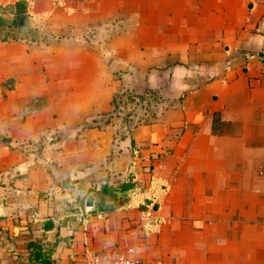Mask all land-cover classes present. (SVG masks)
Instances as JSON below:
<instances>
[{"label":"crops","instance_id":"0c3cea01","mask_svg":"<svg viewBox=\"0 0 264 264\" xmlns=\"http://www.w3.org/2000/svg\"><path fill=\"white\" fill-rule=\"evenodd\" d=\"M19 1L36 35L0 43V220L17 231L19 216L44 233L53 218L48 233L63 239L53 264H81L86 252L107 247H135L142 264H264V0H0V7ZM116 59L130 73L140 63L146 78L157 74L159 88L173 92L159 122L119 140L108 126H89L113 110ZM157 62L180 64L167 73ZM26 101L45 106L23 117ZM103 165L120 180L111 185L133 173L144 190L104 218L86 219L93 209L79 206L86 196L69 201L79 213L62 216L65 184L90 188ZM146 200L157 204L161 225L133 240ZM28 256V248L0 247L5 264Z\"/></svg>","mask_w":264,"mask_h":264},{"label":"rangeland","instance_id":"374dc122","mask_svg":"<svg viewBox=\"0 0 264 264\" xmlns=\"http://www.w3.org/2000/svg\"><path fill=\"white\" fill-rule=\"evenodd\" d=\"M5 18L7 21V26L2 31L3 39H6V42L20 40L21 38L17 33V26L13 24L15 19L13 18V15H8ZM121 47H123V45H121ZM112 64L113 65L109 69L110 80H115L117 82V91L113 97V110L110 114L104 115L103 117L101 116V118L96 120L94 123L89 124V126H94L96 128L108 126L111 131L116 134L117 140L122 138L128 139L129 135L134 130L139 129L140 126H153L161 120V118L164 116V112L170 110L173 107V92L171 90L168 91L164 90L163 88H159L163 84V79L158 77L157 74L153 73L155 74L154 77L146 78L144 72L140 71V63L133 67V72L131 73L127 72V63H122L116 59V61ZM157 64L159 66V68H157L158 70L164 69V71L168 73L170 71H174L173 69H176V65L180 63L157 62ZM181 64L187 65V63ZM188 68H194L196 72L199 71L195 65H192ZM167 80L168 79L166 78L165 81ZM6 88H10V85H7ZM19 105H23L25 108L24 114H22V116L24 115L23 117H25L27 112H30V110L35 111L36 108L35 106H33V108L30 106L31 101L21 102ZM40 105H43V102H41ZM121 142L122 141H119L120 148L122 149L121 153H123L125 148L123 146L124 144ZM126 143V152L128 154L130 147L128 141H126ZM134 147L135 145L133 143V149L131 148L132 151L135 150L136 147ZM110 161L111 160L109 159V162ZM101 171H103V178L92 182L90 188H87V183H85L83 180L75 182L69 181L65 184V189L68 191L67 193L70 197L68 196L67 200H64L65 203L61 207L64 210V214H62V216L71 215L76 211L78 213L80 212L79 210L73 209L74 204L78 205V203H75L76 197L78 200L82 197L84 198L88 191L100 189L102 183L108 182L109 184H117L120 181L117 180V182H115L111 179L109 174H105L104 165L102 166ZM115 177L118 179L117 176ZM71 199L75 201L73 204L69 202ZM96 200L97 202H100L99 197L97 198L95 194V201ZM88 210L90 211L91 209ZM71 219L73 218H70V220ZM22 221L23 218H19V216L13 219V225L17 229V231H13L11 221L5 222L0 220V247L5 243L6 245L9 244L11 248H18L22 251L27 248V245L30 241H34L45 250H49L53 246L55 238L58 234L57 231L51 234H44L40 232L41 228L39 226V222H28L29 225L26 226L22 225ZM11 233H14L13 237L18 236V238H15L16 241L10 238ZM8 240L9 242L7 243ZM15 262L17 263L16 260ZM0 263L5 264L1 258Z\"/></svg>","mask_w":264,"mask_h":264},{"label":"trees","instance_id":"16d2710c","mask_svg":"<svg viewBox=\"0 0 264 264\" xmlns=\"http://www.w3.org/2000/svg\"><path fill=\"white\" fill-rule=\"evenodd\" d=\"M24 4V1H19L15 4ZM6 15H0V43L6 42V39L2 37V31L7 26ZM13 24L16 25V20L14 19ZM45 106V105H43ZM35 110H40L42 105L37 103L35 105ZM143 184L135 180V175L133 173H128L125 181L119 186H113L111 184L102 183L99 190H90L87 192L85 199L80 201L79 206L85 210L86 200L91 193H95L97 198L99 197L100 202L95 203L94 208L87 215L86 219L90 217L104 218L106 215L118 213L120 211L127 210L130 207L132 200L144 190ZM40 198L46 200L49 198V194H42ZM153 205V200H146L143 204L139 206V209L142 213H145L149 207ZM155 208H158L155 205ZM65 224V223H64ZM55 220L53 218H47L43 222L42 230L44 233L52 232L55 230ZM68 241L70 247L69 239ZM63 239L59 236L56 237L53 246L49 250H45L40 245L34 241L29 242L27 245L29 256L27 258L28 264H53L52 257L56 251L57 245L62 242Z\"/></svg>","mask_w":264,"mask_h":264},{"label":"built area","instance_id":"2783aa9c","mask_svg":"<svg viewBox=\"0 0 264 264\" xmlns=\"http://www.w3.org/2000/svg\"><path fill=\"white\" fill-rule=\"evenodd\" d=\"M74 4L87 3L89 0H68ZM260 175L264 177V167L260 169ZM155 203L143 214V222L130 229L133 240L145 239L148 232L155 231L161 221L158 218V208ZM81 264H142L138 256L137 248L128 247L121 250L116 247H107L101 251H88L81 260Z\"/></svg>","mask_w":264,"mask_h":264},{"label":"water","instance_id":"95a60500","mask_svg":"<svg viewBox=\"0 0 264 264\" xmlns=\"http://www.w3.org/2000/svg\"><path fill=\"white\" fill-rule=\"evenodd\" d=\"M13 14L16 20L17 33L20 38L35 37L36 31L32 25L31 17L27 14V7L24 4H18L14 8L0 7V15ZM95 205V194L92 193L88 196L86 201V208L92 209Z\"/></svg>","mask_w":264,"mask_h":264}]
</instances>
